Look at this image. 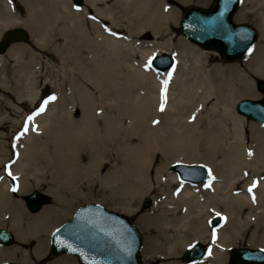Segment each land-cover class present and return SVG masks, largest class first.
<instances>
[{
	"label": "bare ground",
	"instance_id": "6f19581e",
	"mask_svg": "<svg viewBox=\"0 0 264 264\" xmlns=\"http://www.w3.org/2000/svg\"><path fill=\"white\" fill-rule=\"evenodd\" d=\"M73 1L18 0L25 13L22 15L12 0H0V36L9 26H25L36 45L53 44L55 48H65V61L81 60L79 55L86 50L96 51L97 57L100 51L106 52L104 60L94 58L89 61L93 64L92 71L82 66L73 75L69 74L78 88H81V78L96 89L104 88L110 81L111 68L116 67V62L121 63L124 54L130 56L127 53L136 47L141 49L145 66H128L141 84L140 94L133 98L125 96L126 93L104 97L101 104L106 109L100 112L102 116L96 125L87 116L75 118L74 110L66 111L64 132L67 143L82 145L92 137L91 130L96 131V139L88 140V150H72L68 145L72 150L68 166L73 165L72 169L76 170L96 165L100 185L112 186V200L126 214L137 210L144 195L154 193V205L144 217L153 227L146 239L149 257H179L197 240L211 243L206 258H211L212 264H226V249L240 241H245L250 248H264V125H250L256 134L250 141L241 126L246 115L238 114L234 109V103L241 96L257 97L259 94L251 75L264 77V0H241V9L236 10V18L251 14L261 33L243 62L208 68L206 59L210 50L207 48L218 50L202 47L191 39L196 33L202 38L216 40L212 42L220 43L226 51L240 46L239 51L245 46L248 41L246 30L232 28L224 18L217 19L226 2L217 0L200 12L182 13L181 33L199 47L180 40L179 57H175L177 64L175 62L165 71L155 63L149 65L150 47L170 49L174 46L172 36L150 43L139 37L146 29L151 30L154 37L170 33L179 18L178 8L169 0H82L81 4ZM176 1L186 3L190 0ZM198 1L203 4L205 0ZM122 32L128 33L129 37L120 38ZM13 44L5 53L20 62L24 50ZM189 55L191 62L186 63L185 58ZM213 100L217 103L215 112L205 113V107ZM79 107L84 111L87 109L82 100L75 111ZM113 108L119 111H106ZM257 108L259 110L254 111L260 120L257 122L264 124V111ZM48 128V125L41 126L44 131ZM37 146L31 140L19 159L13 164L9 161L11 165L7 171L11 173V180H0V214H8L0 215V227H9L21 240L26 234L38 237L39 233H48L55 213L51 205H43L30 213L23 201L14 198L15 193L23 194L29 190V175L35 178L38 162L32 148ZM0 159L6 160L1 153ZM86 160L88 162L84 163ZM195 160L210 169L205 181H200L202 178L198 176H185L186 172L181 168L171 170L175 163L188 164ZM108 166L110 169L106 171ZM198 173L194 172L195 175ZM12 177L17 183L13 194L9 189ZM214 216H223L224 220L221 226L210 230L206 223ZM81 218L78 216L75 221L78 225L74 222L65 228V240L83 249L81 251L84 248L91 252L109 251L117 264H135L132 235L119 222L104 217L101 212L92 216L91 223L87 217ZM42 245L40 240L35 247L37 256L43 253ZM1 246L0 259L16 256L15 248ZM181 258L185 264H199L204 260ZM24 260L25 264H30L26 258Z\"/></svg>",
	"mask_w": 264,
	"mask_h": 264
},
{
	"label": "rangeland",
	"instance_id": "374dc122",
	"mask_svg": "<svg viewBox=\"0 0 264 264\" xmlns=\"http://www.w3.org/2000/svg\"><path fill=\"white\" fill-rule=\"evenodd\" d=\"M169 1L171 5L178 8L179 18V20L173 26V29L170 30V33L154 37L152 31L146 29L142 32L139 39L147 40V42L150 43L156 40L161 41L168 39L167 37L170 35L172 36V43L176 47L172 46L170 49H166L160 46H149L152 49V53L150 54L151 56L153 54L157 55L166 51L173 53L175 57L178 58L180 49L177 48H180V40H185L188 43H192L182 35L180 29L179 22L183 13V6L195 4L208 9L214 2V0H205L203 4H201V1L198 0H190L186 3H180L176 0ZM12 4L14 7L19 8L22 15H25L24 10L18 0H12ZM74 5L76 4L74 3ZM241 7L239 6L238 9H241ZM238 11L236 12L238 13ZM236 12L235 14L237 15ZM246 12L250 13V10L247 9ZM235 14L234 18L232 17L233 21L235 19L236 22H248L257 28L259 34L256 41H259L261 33L257 24L251 18V14L238 18H236ZM4 30L5 29H3L2 32ZM27 30L29 32V38L25 41L14 42L13 44V46H20L24 50L21 56L22 61L18 62L7 52L1 53L2 55L0 54V56H2L0 61V153L2 157L6 159L5 161L0 159V180H3L4 178H9L11 180V176L7 171L8 167L13 164L14 160L20 158L21 151L25 149L32 140L34 144H38V148H32L35 155V160L38 162V168L34 172L35 178L30 177L29 175V183H31L29 190L25 191L23 194L15 193L16 195H14V198L18 199L19 202L23 201L22 203L28 212H36L30 210L26 205V201L24 200V194L30 192L33 189L44 191L50 196L49 202L45 203L44 206L51 205L55 209V213H53V216L51 217L52 229L62 221L66 220L78 205L87 201H96L111 210L122 212L119 207L120 205L116 203V201L112 200V197L114 196V190L112 186L107 184V187L105 188L104 186L100 185L96 173V165L88 168L83 167L76 170L72 169L73 165L71 167L68 166L70 165L69 160H71L70 158L72 156L71 151L75 150L76 148L80 151L88 150L90 148V142H88V140L90 139L92 141L93 139H96V131L91 130L93 132L92 137L85 140L82 145L77 142L67 143L68 141L65 140L66 136L64 132V124L66 119V111L71 109L74 110L73 112L75 118L81 119L83 116H87L91 119L92 124L95 123L96 125L100 121L99 117L102 116L100 112H103V110L106 109V107L101 104V101L104 97L108 95L109 97H114L117 96L118 93H126L125 96L127 95V97L133 98L134 96L140 94L139 92L142 90L141 84H138V82L135 80L136 78L128 69L129 64L136 67L145 66L144 56L142 55L140 47H136L135 50L129 51L127 54L130 56L128 57L124 54L121 63H115L116 67L111 68L110 71V81H107L109 83H107L104 88L96 89L95 87L91 86L84 78H81V88H78V86H76V84L71 81L69 74L72 73L73 75L74 71H76L77 68L81 69L82 66L86 70L89 69L92 71L94 69L93 64L89 61H92L94 58H101V60H104L106 52L100 51L99 57H97L96 51L86 50L80 53L79 58L81 60L74 59L71 61H65V48L57 46L55 48L53 47V44H45V46L40 47L36 45L32 39L30 30L28 28ZM119 35L120 38L123 36L126 38L129 37V34L124 32L120 33ZM134 38L136 39L135 36ZM207 50H210L206 59L208 68H211L216 64L231 65L234 63H241L243 62V59L246 57L245 54L247 53L246 52L241 58L237 60L226 61L218 51L209 48H207ZM214 52H218L219 54H215ZM71 55L75 56L74 53ZM185 61L186 63H190L191 56H186ZM175 75H177V70L174 72V76ZM251 77L254 78L255 89L259 94L257 97H250L247 95L241 97L239 96V100L244 97L258 98L263 96V91H261L256 84V78L264 77L256 75H251ZM170 78L173 80V75H171ZM51 97H55V99H51ZM81 100L83 106L87 109L84 111L79 107V109L75 111ZM216 106V100L208 103L205 107V113L209 112L212 114ZM41 107H44L43 112H39ZM234 109L237 112L235 103ZM106 111L117 113L119 109L113 108L107 109ZM38 112L39 114L37 115ZM29 117H32V119H29ZM252 123L264 125L247 116H244L241 126L242 130L244 131V136H247L250 141L256 136L255 132L250 129V125ZM47 125L49 128L46 131L41 129V126ZM25 129H27V131H25ZM68 145H71L70 147L72 150ZM221 159L222 157L220 155L219 160ZM9 161L11 163L10 165ZM87 162L88 160L84 161V163ZM200 163L203 164L202 162L196 160L188 162V164ZM109 169L110 166L106 168V171ZM171 170H173L172 167ZM14 180L15 179L12 177V182ZM146 196L151 198L152 206L150 205V208L143 207V199ZM153 205L154 193H148L140 199L137 210L132 214H127L135 220L141 234L143 235L144 247L142 246L140 253L143 263L172 264V262H175L185 264L181 258L183 253L180 254L179 257L147 256L146 250L148 249V246L146 244V239L151 235L153 227L149 225V220L147 223V219L144 217L150 213L149 210L153 207ZM0 215L7 216L8 214L1 212ZM219 217L223 218V216ZM210 220L211 218L206 223L210 230H214L213 228L221 226V224L219 226H212L210 224ZM50 231L48 233H39L38 237L33 234H26L23 240L18 239L14 233L15 236L12 244H9L5 247L1 245L0 246L3 248H15L16 250L14 252L16 253V256H12L8 259L22 262L23 264H25V258L30 262V264H82L77 260L76 256L71 254H61L47 258V251L49 247L48 235ZM40 240L43 243V253L40 256H37L34 250ZM204 243L207 246H210L211 244L210 242L206 241ZM243 246H248V244L245 241H240L239 244L226 249V264H228L230 250ZM203 259V261L199 264H212L211 258H206L205 256Z\"/></svg>",
	"mask_w": 264,
	"mask_h": 264
},
{
	"label": "water",
	"instance_id": "95a60500",
	"mask_svg": "<svg viewBox=\"0 0 264 264\" xmlns=\"http://www.w3.org/2000/svg\"><path fill=\"white\" fill-rule=\"evenodd\" d=\"M217 0H214L216 2ZM241 0H226L224 2V6L222 7L221 17H217V19L224 18L227 20L232 28H241L248 32V37L246 38L247 43L245 46L237 51L238 47L235 50L226 51L219 43L217 44L216 40H211L210 38H202L198 36V34L193 33V37L191 38L193 41L198 43L202 47H213L217 49L222 57L226 61H234L241 58L250 46L256 41L258 37V30L257 28L248 22H236L233 21L232 17L239 6V2ZM76 4H81L82 0H74ZM204 9L195 4H189L183 6V12H200ZM207 9V8H206ZM209 11V10H208ZM182 16V15H181ZM181 19V18H180ZM184 19V18H183ZM182 19V21H183ZM182 23V22H181ZM180 24V22H179ZM189 30V29H188ZM234 30V29H233ZM182 31V30H181ZM29 38V32L27 28L23 26H13L6 28L1 36H0V54L5 52L9 45L13 42L17 41H25ZM245 41V40H244ZM158 66L161 71H165L166 69L172 68L175 64V56L171 52H164L160 54H154L151 58V65ZM256 84L261 91H263V96L258 98H248L244 97L238 100L235 104V108L237 112L243 113L247 117L255 120L260 121L258 116L254 113L255 110L264 111V78H256ZM259 111V112H260ZM174 170L176 169H184L186 172L185 176L195 178L198 176L202 178L200 181L206 180L209 174V169L206 165L202 164H186V163H175L172 165ZM188 169V170H186ZM194 169L195 171H199L198 174H194L191 170ZM192 174V175H191ZM191 175V176H190ZM183 178V177H182ZM16 188V183L13 181L12 189ZM24 198L26 201V205L32 211L38 210L41 205L45 202H48L50 197L45 192L39 189H33L30 192L24 194ZM143 207H149L151 205V198L146 196L143 199ZM96 212H101L104 217H112L114 222H119L120 225L132 235V258L135 264H144L141 258V248L143 245V235L141 234L137 224L127 214L122 212H116L111 210L99 202L95 201H87L80 205H78L75 210L72 212L70 217L57 226H55L49 234V250L47 253V258H51L53 256L59 254H72L75 255L77 260L82 264H117L114 257L109 251L99 250L97 252H91L88 248H84V251H89L86 253L81 251L83 249L77 248L68 240H65L64 230L65 228L76 221L78 216L82 217L80 220H83L87 217L88 223L93 221L92 216L96 214ZM220 222V218L214 216L210 220V224L212 226L218 225ZM74 224H79V222H75ZM63 237V238H62ZM68 237V236H67ZM92 238V237H91ZM81 241V240H80ZM13 242V232L11 229L7 227H0V243L2 244H10ZM112 249V248H111ZM110 250V249H109ZM207 251L205 244L202 241H195L190 246H188L183 252V259L188 261H197L203 259ZM84 252V253H82ZM231 256L229 257L228 264H250V263H257V264H264V248L257 247V248H250L248 246H243L239 248H233L230 250ZM0 264H22L17 261L12 260H0Z\"/></svg>",
	"mask_w": 264,
	"mask_h": 264
},
{
	"label": "snow or ice",
	"instance_id": "6c2138e0",
	"mask_svg": "<svg viewBox=\"0 0 264 264\" xmlns=\"http://www.w3.org/2000/svg\"><path fill=\"white\" fill-rule=\"evenodd\" d=\"M149 65L151 64V59L149 60ZM167 84V81H165V85ZM51 99H55V97H51ZM163 107H164V105H163V103L161 104V110H163ZM44 111V107H41L40 109H39V112H43ZM39 112L37 113V115L39 114ZM29 119H32V117H29ZM25 131H27V129H25ZM9 175H11V173L9 172ZM13 179H15V177H13ZM14 191H15V189H13Z\"/></svg>",
	"mask_w": 264,
	"mask_h": 264
}]
</instances>
